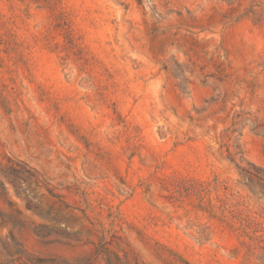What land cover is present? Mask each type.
Listing matches in <instances>:
<instances>
[{
	"label": "rangeland",
	"instance_id": "obj_1",
	"mask_svg": "<svg viewBox=\"0 0 264 264\" xmlns=\"http://www.w3.org/2000/svg\"><path fill=\"white\" fill-rule=\"evenodd\" d=\"M0 163V264H264V0H0Z\"/></svg>",
	"mask_w": 264,
	"mask_h": 264
},
{
	"label": "trees",
	"instance_id": "obj_2",
	"mask_svg": "<svg viewBox=\"0 0 264 264\" xmlns=\"http://www.w3.org/2000/svg\"><path fill=\"white\" fill-rule=\"evenodd\" d=\"M0 168H1V170H3V166L1 165V163H0ZM30 170H31L30 174H31L34 182L38 183L39 185H43L46 183V179L43 177V175L35 167L30 166ZM49 191H50V189H49Z\"/></svg>",
	"mask_w": 264,
	"mask_h": 264
}]
</instances>
